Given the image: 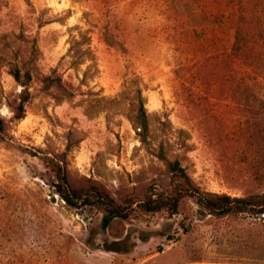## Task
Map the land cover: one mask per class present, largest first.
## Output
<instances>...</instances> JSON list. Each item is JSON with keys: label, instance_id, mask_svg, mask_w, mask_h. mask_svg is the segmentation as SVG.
<instances>
[{"label": "rangeland", "instance_id": "obj_1", "mask_svg": "<svg viewBox=\"0 0 264 264\" xmlns=\"http://www.w3.org/2000/svg\"><path fill=\"white\" fill-rule=\"evenodd\" d=\"M0 116V264H264V217L136 203L174 190L161 148L203 193L264 192V0H0ZM51 160L128 218L69 207Z\"/></svg>", "mask_w": 264, "mask_h": 264}, {"label": "trees", "instance_id": "obj_2", "mask_svg": "<svg viewBox=\"0 0 264 264\" xmlns=\"http://www.w3.org/2000/svg\"><path fill=\"white\" fill-rule=\"evenodd\" d=\"M218 60V57L215 58ZM14 80L20 84L24 89L21 92L17 104L12 108V121H20L25 116V108L30 100L29 91L26 89V82L22 81L20 71L15 69L11 72ZM28 77L29 74H25ZM28 81V80H27ZM132 121L136 128L140 129L139 135L141 141H145L148 133V120L142 100L139 94L135 99L134 112ZM7 131V121L0 116V139ZM159 157L166 161L169 173L175 178L176 184L174 190L169 195L151 194L143 201L136 202L138 208L146 213H157L162 210L174 215L177 213L180 202L186 197H193L196 199V204L213 216H260L264 217V192L247 197H230L228 195H216L210 193H203L197 189L191 182L186 171L180 163L169 161L164 156L161 148ZM51 170L54 174L55 193L72 208L96 207L102 209L105 215L102 220V228L107 229L114 220H126L130 215L133 207V202L125 205L118 204L109 191L102 185L95 182L88 181L84 186H76L72 184L68 176L65 166L60 162L51 160ZM154 196H156L154 198ZM116 245V244H114ZM109 251L119 252L118 248L109 249Z\"/></svg>", "mask_w": 264, "mask_h": 264}]
</instances>
